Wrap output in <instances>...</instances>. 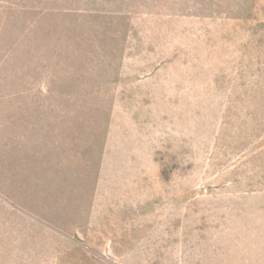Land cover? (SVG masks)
<instances>
[{
    "label": "rangeland",
    "instance_id": "rangeland-1",
    "mask_svg": "<svg viewBox=\"0 0 264 264\" xmlns=\"http://www.w3.org/2000/svg\"><path fill=\"white\" fill-rule=\"evenodd\" d=\"M0 264H264V0H0Z\"/></svg>",
    "mask_w": 264,
    "mask_h": 264
}]
</instances>
